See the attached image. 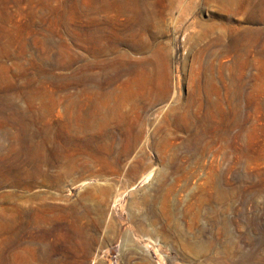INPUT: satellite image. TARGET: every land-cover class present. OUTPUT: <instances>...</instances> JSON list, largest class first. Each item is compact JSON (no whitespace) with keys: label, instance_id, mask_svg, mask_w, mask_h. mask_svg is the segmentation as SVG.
Returning a JSON list of instances; mask_svg holds the SVG:
<instances>
[{"label":"rangeland","instance_id":"1","mask_svg":"<svg viewBox=\"0 0 264 264\" xmlns=\"http://www.w3.org/2000/svg\"><path fill=\"white\" fill-rule=\"evenodd\" d=\"M94 1L0 0V264H264V0H98L149 91L50 97Z\"/></svg>","mask_w":264,"mask_h":264},{"label":"bare ground","instance_id":"2","mask_svg":"<svg viewBox=\"0 0 264 264\" xmlns=\"http://www.w3.org/2000/svg\"><path fill=\"white\" fill-rule=\"evenodd\" d=\"M97 1L98 0L94 1L93 6L90 9L85 10V12H84L85 26L83 27L84 29H83V33H82L81 38L84 41L85 45L87 46L86 48L88 50L90 48L95 53V54L92 53L93 55H96L95 58L98 57V59H99L100 57H103L104 55H106V53L109 54L110 52L113 54L114 57H113V59L111 58L109 61H106V62H104V61L99 59L93 65L91 63L90 64H86V65L82 66L78 71L72 73L70 76H66V77H64V78H62L60 80H53V79L51 80L50 79V81H48L49 83H47L48 86L47 85L45 86L43 84L45 86V88H46V93L50 97H53L55 95L56 91L61 89V88H66V89L67 88H70V89L71 88H75V89L79 88L78 91H79V94H81L80 98L85 96V94L87 93L86 90H88L89 88H90V90H93L95 92V94H100V92L102 91V88H103L102 87L103 85L101 86V84H102V82L100 81L101 79L99 80L97 78H91L89 76V73L94 68H97V69H100V70H104L105 68H110L111 71L113 72L111 74L112 75L114 74L113 79H115V80L113 82H115L116 80H119V77H120L121 74H125V75H127V77L131 76L132 74H134L132 77L136 76L135 74L139 75L141 79L137 80V82H135L136 84L134 86H132V83L134 82V80H135L134 78L135 77L133 78L134 80L130 79L128 77V78L125 79V81H123V85L125 86V88H127V92H124V93H126V96L132 95V93H133L132 92L133 91L132 87H135L136 90L138 89L137 92H139V93L142 91L141 93L146 94L145 93L146 90L149 91V87L151 86V83H152L151 80L153 78V75L155 74L154 73L155 70L152 71V69L149 70V69L146 68V65H149V63H148L149 61L147 60L148 59L147 57H144L146 59H140L139 61H134L133 59H131V58H133V57H131V55H129L130 57L128 56V54H130V53H127L126 51L121 52L119 50V46L121 44H123L124 40L122 39L121 36H120L121 37L120 38V37H118V35L112 34L111 31H110V33L109 32L107 33V31H108L107 28L102 24V22L97 21L98 18H99L98 16H100V14L102 12L107 11V7H105L100 2L97 3ZM125 3L124 2H120L118 4L119 13H124V12H127V11H132L134 13L136 12L137 8H134L133 6L130 7L127 2H125ZM137 11H139V10H137ZM138 16H141V15L138 14ZM94 21H95L96 24L94 23ZM130 31H132V30H130ZM127 37H128V35H127ZM127 37H124V38H127ZM133 37L134 36H131V37L127 38L128 40L126 41V43L128 42V46L130 48H131L130 43L133 40ZM134 38L136 39V37H134ZM104 41L106 43L105 46H104ZM13 42L14 41H12V40H7L4 43L3 47H4V50H6L5 51L6 55H9V51L14 46ZM240 42L241 41H239V39H238V42L235 43L236 44L235 51L237 52L236 54L242 55V53L244 52V50H243L244 48L241 46ZM137 49H139V48H137ZM242 56H240V57L242 58ZM238 57H239V55H238ZM123 65L126 66L124 70L122 69V67H124ZM135 69H136V71H135ZM109 78L111 79V77H109ZM113 79H111V80H113ZM164 79L166 80V77H164ZM106 81L107 80H105V82ZM105 82H104V84H105ZM107 82H109V81H107ZM106 87H104V88H106ZM139 90H141V91H139ZM144 90H145V92H144ZM163 90H164V88H163ZM93 91H92V93H93ZM148 91H147V93H148ZM141 93H140L139 96H143L144 95V94L141 95ZM124 97H125V95H124ZM129 98L130 97H127V99H129ZM70 99H72V98H70ZM80 102H81V107H84L85 103L82 102V99L80 100ZM53 105H54V107H57L58 106V102L54 100L53 101ZM107 105H109V101L108 100H106V102L104 103V106H107ZM79 110H80V108H79ZM1 116H2V111L0 110V117ZM81 117H82V115L80 114V118H79L80 120H81ZM69 121L71 123V120H69ZM17 123H20V121L18 120ZM28 161H27V164H28Z\"/></svg>","mask_w":264,"mask_h":264}]
</instances>
